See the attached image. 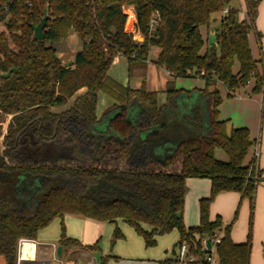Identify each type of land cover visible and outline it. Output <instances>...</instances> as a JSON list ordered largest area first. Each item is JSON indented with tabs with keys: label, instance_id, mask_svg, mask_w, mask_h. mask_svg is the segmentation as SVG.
<instances>
[{
	"label": "trees",
	"instance_id": "1",
	"mask_svg": "<svg viewBox=\"0 0 264 264\" xmlns=\"http://www.w3.org/2000/svg\"><path fill=\"white\" fill-rule=\"evenodd\" d=\"M260 2L244 0L241 18L242 8L233 0H0V256L6 264H16L21 238L37 239L42 228L66 214L109 222L123 218L149 245L156 234L176 228L178 245L196 242L197 254L198 237L224 229L220 264H251L260 169L247 157L256 140L247 127L229 129L220 117L224 98L218 83L229 97L253 79V91L264 90V67L259 71L264 61L250 45L252 31L259 42L262 36L256 30ZM47 5L48 24L37 39L32 24ZM125 5L134 6L143 41L126 28ZM226 7L217 45L207 46L201 27ZM156 10L159 23L151 28ZM72 32L82 47L67 63L57 44ZM152 47L159 48L155 63L171 74L162 104L157 91L125 86L109 75L116 56L145 63ZM199 75L203 87L176 85L177 77ZM82 88L86 91L77 95ZM100 92L114 99L101 116ZM219 149L227 160L217 156ZM188 177L212 180L210 194L199 201L195 226L184 219ZM232 190L250 202L249 233L242 243L232 239V222L210 217L217 195ZM114 235L123 236L118 228ZM58 242L82 246L67 235L64 222Z\"/></svg>",
	"mask_w": 264,
	"mask_h": 264
},
{
	"label": "crops",
	"instance_id": "2",
	"mask_svg": "<svg viewBox=\"0 0 264 264\" xmlns=\"http://www.w3.org/2000/svg\"><path fill=\"white\" fill-rule=\"evenodd\" d=\"M221 17L223 16H220L219 22L215 21L214 25L210 24V26L201 27L202 33H204L207 38V46L217 45L216 31L221 24ZM256 30L261 32V40L259 42L255 36L256 40L251 33V49L257 60L262 58L264 61V0H261L259 4V11L256 19ZM65 41L58 44V54L63 61L71 63L74 61L75 54L79 49L76 51H66L67 45H65ZM156 48L158 50L156 51L157 57L159 48ZM121 55L122 54L116 56L115 60L118 61ZM147 64L148 63L146 62L142 63L140 61L131 62L128 58L129 82L127 85L133 88H139L145 85L147 89L157 91L159 103L162 104L167 99L165 88L171 74L167 70V77L163 78L161 81V89H155L149 86L147 77L145 76ZM157 66L159 67L160 65ZM263 67V64L259 63L260 72L263 71ZM238 68L239 64L236 62L235 71H237ZM133 69L137 70L136 72H140V69L143 70L141 71L142 73L140 72L141 76H138L139 79L135 82L133 81L136 79L134 78L136 74L133 75ZM109 75L114 79L110 70ZM192 77L201 78L204 82V79L200 75ZM180 79L181 77H177L176 85L178 81H181ZM204 84H198L192 87H185L184 85L180 87L178 85L177 86L179 88H193L203 87ZM254 84L255 81L253 79L247 86L243 87L230 97L228 96V89L221 82L218 83V88L224 98L223 103L220 105V117L228 121L229 129L232 127L245 126L249 129L253 139L256 141L259 139L261 152L257 159V164L260 169V177L256 179L257 189L253 220L251 264H264V90L261 92H254ZM85 91L86 89L82 88L78 91L77 95H81ZM100 100H103V102L106 103L105 108L114 102V99L106 92H100L98 104ZM62 108L63 107H58L57 110H61ZM255 149L256 147L254 145L249 151L247 160L254 157ZM216 153L219 158L223 160L228 159L225 151L219 149ZM211 184L212 180L208 177L187 178L188 188L185 195L184 210V219L187 226H195L199 224V201L202 197H206L210 194ZM237 210L239 211V217L235 220L234 217ZM217 216H221L224 225L232 222L231 236L234 242L242 243L247 241L250 221V202L247 197H243L240 191H224L217 195L211 204L210 217L212 220H215ZM62 222L65 223L67 235L71 238L79 240L82 246L93 245L97 242L99 245V240L109 242L113 237L114 230L118 228L119 232L122 233L123 236L118 237L117 241H115L116 245L114 252L108 251V249L104 251L101 247L95 249L102 251V258L108 257L109 261L107 264H159L163 260L171 259L170 257H165L163 259L161 255H158V257H152L134 254L132 242H130V236L128 234L131 230V226L123 218H117L115 221L109 222L99 221L75 214H66L64 218L58 217L54 219L48 226L39 231L37 239H34L36 242V255L28 260H25L23 264H94V258H90L87 250H85L82 246L79 247L84 249V253L88 254H85V262H81L80 260L77 262L73 256L69 255L70 248L78 245H72L66 248L64 247L63 256L60 257L57 255V250L55 251L53 243H56L57 245L59 244L58 241L62 234ZM143 227L147 230H152V227L147 224H143ZM29 246H32V244L26 243V251L29 249ZM176 247L177 245L173 248V252H175Z\"/></svg>",
	"mask_w": 264,
	"mask_h": 264
},
{
	"label": "rangeland",
	"instance_id": "3",
	"mask_svg": "<svg viewBox=\"0 0 264 264\" xmlns=\"http://www.w3.org/2000/svg\"><path fill=\"white\" fill-rule=\"evenodd\" d=\"M244 0H233V4L236 5L239 8H242V11L240 12V17L243 18L244 15V11H245V5H244ZM126 9L129 11V7H131V5H125ZM132 12H135V9L132 8L131 10ZM136 16V15H135ZM220 16H224V12L221 13H215L213 15V22H211L212 25L215 24L216 22H219L220 20ZM222 18V17H221ZM3 23L0 24V30H2L3 28ZM128 28H130V25H128ZM206 28V27H205ZM218 29V28H217ZM137 35V40L139 41H143L144 40V36L141 34L140 31L136 32ZM252 35L253 37L256 39V34L254 31H252ZM257 40V39H256ZM65 45H67V50L66 51H76L78 49H80L82 47V41L80 39V37L78 36L77 33L72 32L69 37L67 38V40L65 41ZM58 46V44H57ZM156 47H152V49L150 50V53L148 55V58L146 60L147 64V69H146V73L145 76L147 77V81L149 86L155 88V89H161V81L163 78H166V71L167 69L163 66H157L155 63V59H156V51L157 48ZM128 57L121 55L119 60H115L113 62V64L110 67V72L112 73L114 79H116V81H118L119 83L123 84V85H127L128 84ZM133 69V75L136 74V76L134 78H136L133 82H135L137 79H139L138 76H141V71H143L142 69H140L139 71L141 72H136L137 70ZM133 78V79H134ZM181 81H178L177 85L180 87L182 85H184L185 87H192L195 85H202L204 84V82L202 81L201 78H197V77H181L180 79ZM147 84V85H148ZM177 86V87H178ZM106 103L103 102V100L99 101L98 104V114L101 115L105 109ZM239 217V211H238V216L236 217V219ZM235 219V220H236ZM129 224V223H128ZM131 226V230L128 233L130 236V242H132V246H133V250H134V254H138V255H145V256H152V257H158V255H161V257H163V259L166 258H174L175 257V252H173V248L178 245V242L180 240V232L178 229H173L167 233L164 234H156L154 236L155 238V243L153 244H148L145 237L143 236V234L139 233V231H137V229L129 224ZM115 230L113 232V237L110 239L109 242H106L104 240H99V247H101L102 250H106L108 249V251H115V245L118 237L114 235ZM86 246V245H83ZM177 248V247H176ZM87 250L89 257L94 258L95 262L94 264H101L102 262V251L101 250ZM85 254L84 253V249L79 247V246H74L72 248H70V256H73L75 258V260L78 262L79 260L81 262H85ZM86 254V255H88ZM109 259L107 260L108 263ZM6 264V258H4L3 256H0V264ZM173 264H185L183 262L180 261H174Z\"/></svg>",
	"mask_w": 264,
	"mask_h": 264
},
{
	"label": "built area",
	"instance_id": "4",
	"mask_svg": "<svg viewBox=\"0 0 264 264\" xmlns=\"http://www.w3.org/2000/svg\"><path fill=\"white\" fill-rule=\"evenodd\" d=\"M132 8H134L133 5L129 7V11L124 6V11L127 13V20H126V28L133 32L134 38L137 39L136 32H138L137 28V18L135 17V12H132ZM230 7H226L224 9V15L228 14ZM160 19V13L158 10H156L153 14V17L150 22L151 28H155ZM128 25H130V28H128ZM255 153L254 158L257 159L260 155V144L259 139L255 143ZM224 235V229H221L220 231L215 232L211 236H201L198 237L200 240V253L197 254L194 250L197 247L196 242H188L183 241L179 245H177V248L175 249V257L171 258L174 261H180L185 264L189 262H197L199 264H220V260L218 257V244L222 241ZM197 239V240H198ZM26 243L32 244V246H29V249L26 251L25 245ZM53 246L55 248V251L57 250V244L53 243ZM28 253V254H26ZM36 255V242L34 239L29 238H21L18 242V250H17V259L16 264H23L25 260H28ZM91 264V263H90Z\"/></svg>",
	"mask_w": 264,
	"mask_h": 264
},
{
	"label": "water",
	"instance_id": "5",
	"mask_svg": "<svg viewBox=\"0 0 264 264\" xmlns=\"http://www.w3.org/2000/svg\"><path fill=\"white\" fill-rule=\"evenodd\" d=\"M50 17V10H49V6L47 5L45 7L44 13L42 14L40 21L38 23H33L32 27H33V35L35 38L37 39H42L44 37V33H45V29L46 26L48 24V20ZM69 63V62H67ZM63 252H64V247L62 244H58L57 245V255L58 256H63Z\"/></svg>",
	"mask_w": 264,
	"mask_h": 264
}]
</instances>
